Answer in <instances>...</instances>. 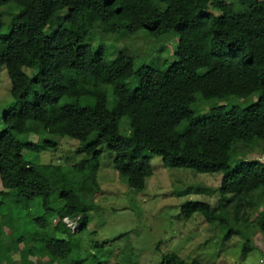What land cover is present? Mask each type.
Here are the masks:
<instances>
[{
  "label": "trees",
  "instance_id": "trees-1",
  "mask_svg": "<svg viewBox=\"0 0 264 264\" xmlns=\"http://www.w3.org/2000/svg\"><path fill=\"white\" fill-rule=\"evenodd\" d=\"M8 5L6 20L1 10ZM122 35L177 36L175 59L136 65L127 44L108 58L106 41ZM3 68L14 101L0 130V264H45L37 255L58 264L104 263L80 235L101 188L103 144L138 190L153 174L147 151L165 166L221 171L219 207L188 200L182 214L200 212L208 223L219 222L226 238L242 234L244 253L252 248L247 207L264 205V161L245 155L256 145L264 150V0H0V74ZM53 70L64 75L51 83L46 74ZM256 94L245 105L196 113L203 101ZM123 117L129 134L120 130ZM51 135L80 140L75 154L83 157L47 163L25 157L26 149L57 152ZM236 141L242 147L234 158ZM66 217L77 220L75 229ZM254 226L264 234V208ZM160 264L204 263L169 252Z\"/></svg>",
  "mask_w": 264,
  "mask_h": 264
},
{
  "label": "rangeland",
  "instance_id": "rangeland-1",
  "mask_svg": "<svg viewBox=\"0 0 264 264\" xmlns=\"http://www.w3.org/2000/svg\"><path fill=\"white\" fill-rule=\"evenodd\" d=\"M11 12L12 7L9 5L1 10L6 20ZM116 39L105 43L108 58H113L127 44L136 65L172 61L178 46V37L174 35L162 41L129 35ZM150 41L153 44L147 45ZM25 70L29 75L33 74L32 69ZM63 75V71L53 70L47 72L46 79L51 83L57 82ZM257 99L258 94L245 101L240 98L203 101L201 105H196V113L206 114L212 105L226 104L227 108ZM109 100L112 101L111 93ZM13 101L11 81L6 68H3L0 74V130L3 127V115ZM48 110L54 114L58 108L49 107ZM120 130L129 134L128 117L121 119ZM92 137L95 138V133ZM50 138L59 143L57 152L52 151L53 148L40 152L26 149L25 157L41 163L63 162L67 154L72 155L73 162L83 157L75 154V150L83 144L80 140L70 136L51 135ZM30 139L36 141L37 137L32 135ZM241 144V141L233 144L234 158L239 154L237 151L241 149ZM100 150L98 180L101 188L94 197L90 222L80 235L83 245L89 249L88 253L92 252L93 256L104 260L103 264H160L162 256L169 252H176L187 260L198 258L204 264H264V234L259 227L254 226L259 212L264 208L262 203L247 207L251 216L249 222L252 223L249 226L252 248L246 253L243 252L245 239L242 234L226 238V230L222 229L219 222L208 223L200 212L191 218H185L182 214V205L188 200L206 201L215 208L219 207L221 171L199 172L190 167L165 166L161 155L147 151L151 156L153 174L147 178L146 187L138 190L132 188L115 169V154L107 145H101ZM245 158L264 161V150L256 145L246 153ZM32 213L36 215L37 210L32 209ZM67 223L73 224L74 229L77 227L74 220L69 219ZM95 242L100 246L91 247ZM32 258L45 264H58L48 257L37 255Z\"/></svg>",
  "mask_w": 264,
  "mask_h": 264
},
{
  "label": "clouds",
  "instance_id": "clouds-1",
  "mask_svg": "<svg viewBox=\"0 0 264 264\" xmlns=\"http://www.w3.org/2000/svg\"><path fill=\"white\" fill-rule=\"evenodd\" d=\"M67 218V217H66ZM65 218V219H66ZM68 219H70V218H68ZM72 221L74 220V219H71ZM74 222L76 223V225H78V222H77V220H74ZM68 224V223H67ZM70 226V225H69ZM70 227H72V226H70ZM72 229H74V228H72Z\"/></svg>",
  "mask_w": 264,
  "mask_h": 264
},
{
  "label": "built area",
  "instance_id": "built-area-1",
  "mask_svg": "<svg viewBox=\"0 0 264 264\" xmlns=\"http://www.w3.org/2000/svg\"><path fill=\"white\" fill-rule=\"evenodd\" d=\"M65 220H66L65 222H69V219L68 218H66ZM68 225L73 226V224H70V223Z\"/></svg>",
  "mask_w": 264,
  "mask_h": 264
}]
</instances>
